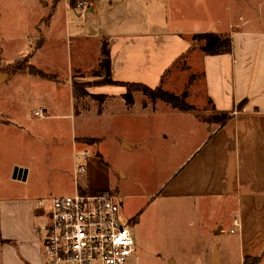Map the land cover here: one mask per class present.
<instances>
[{
  "label": "rangeland",
  "instance_id": "rangeland-1",
  "mask_svg": "<svg viewBox=\"0 0 264 264\" xmlns=\"http://www.w3.org/2000/svg\"><path fill=\"white\" fill-rule=\"evenodd\" d=\"M44 1L49 5L43 0H0V71L10 74L8 82L0 86V98L10 111L0 118V202L22 196L32 200L37 209L39 199L73 195L76 186L89 193L109 192L119 197L122 222L129 225L137 241L136 257L127 264H169L170 259L178 264H192L188 260L205 264L202 261L206 252L230 237V210L226 215L227 209L219 206L181 201L164 189L175 177L184 157L183 143H187L185 146L194 143L192 138L176 142L173 127L186 119L192 122L196 117L197 143L206 136L209 124L213 128L223 124L222 115L195 111L185 119L176 116L174 106L164 103L158 92L152 94L136 88V84L151 82L146 86L152 90L172 95L180 91L158 79H139L136 74L142 67L140 59L134 69L122 73L127 78L124 82L135 85H103L106 73L103 66L98 72L97 67L103 62L101 47L106 39L102 41L103 29L93 34L94 27L81 22L79 17L83 18L85 8L80 9L79 2L86 0L73 7L79 15L75 25L69 24L70 19L67 23L63 2L55 7L53 0ZM221 1L227 13L236 15L237 21L239 13L251 18L264 9V0ZM175 24L172 22L174 29ZM215 24V21L206 24L207 32H216ZM226 35L230 38V34ZM204 36L196 38L198 46L205 45ZM31 67L43 77L32 74ZM172 71L173 68L166 74ZM112 97L149 99L132 104L118 101L116 108H112ZM178 98L192 108L189 112L195 110ZM44 101L52 110L47 113L51 119L41 122L33 111ZM126 112L130 115L126 116ZM95 115L97 123L92 124L88 120ZM78 117L87 121L86 129L90 126L95 132L86 134L82 130L76 137L88 155L84 159H92L89 166L87 161L83 162L82 151L77 152L74 161L71 137ZM106 118L108 126L100 132L98 124ZM125 138L129 148L123 143ZM98 152L103 161L97 157ZM81 164L87 170L76 175L75 165ZM17 166L28 171L26 178L14 177ZM38 216L35 224L43 237L40 228L46 217ZM221 219L225 231L217 234Z\"/></svg>",
  "mask_w": 264,
  "mask_h": 264
},
{
  "label": "crops",
  "instance_id": "crops-1",
  "mask_svg": "<svg viewBox=\"0 0 264 264\" xmlns=\"http://www.w3.org/2000/svg\"><path fill=\"white\" fill-rule=\"evenodd\" d=\"M53 1L55 7L58 2L64 3L67 23L68 19L69 24L78 23L77 9L69 7L70 0ZM86 2L84 16L79 18L94 27L93 34L103 29L102 41L106 39L103 44L107 43L110 52V78L119 83L116 85H135L124 82L127 78L122 73L134 69L135 62L140 59L142 67L136 74L139 79H158L160 83L177 86L180 91L175 92V96L195 109L189 112L174 106L176 116L185 119L195 111L229 116L227 122L216 128L208 123L206 136L197 143L196 117V121L186 119L185 123L173 127L176 142L192 138L194 143L191 146L183 143L184 157L175 171V177L164 190L175 199L189 200L194 205L208 203L212 207L227 209L224 210L226 215L230 210V237L206 252L203 263L231 264L238 261L244 264V260L251 257L260 258L261 264L264 257V9L251 18L246 13H239L237 21L236 15L227 13L221 0H215V3L214 0ZM43 3L49 5L44 0ZM216 14L219 16L215 17ZM213 21L217 31L207 32L209 28L206 24ZM172 22L177 25L175 29ZM208 33L230 34V52L207 55L203 50L205 45L198 46L196 38ZM101 48L103 56V46ZM135 53L134 57H130ZM103 62L97 67V72ZM171 68L173 71L166 74ZM149 83L136 85L146 86ZM148 99L112 97V108H116L118 101L132 104L134 101L147 102ZM4 102L0 98V118L6 115L5 112H10L4 108ZM40 104L33 114L36 111H42V114L34 116L41 122L51 119L47 116L52 111L50 105L45 101ZM129 115L126 112V116ZM84 118L78 117L72 126L74 161L77 152L84 151V145L78 143L76 137L82 130L86 134L95 133L94 128H85L87 121ZM92 118L88 121L96 124V115ZM107 119L99 122L100 132L108 126ZM123 143L129 148L126 138ZM82 154L83 162L91 165L92 159L85 160L84 152ZM98 154L100 156L97 157L103 161ZM32 203V200L22 196L1 200L0 264H45L42 237L35 224L39 214ZM223 219L218 223L221 227L217 234L225 231ZM236 221L238 226H235ZM188 262L196 264V261ZM169 264H178V261L170 259Z\"/></svg>",
  "mask_w": 264,
  "mask_h": 264
},
{
  "label": "built area",
  "instance_id": "built-area-1",
  "mask_svg": "<svg viewBox=\"0 0 264 264\" xmlns=\"http://www.w3.org/2000/svg\"><path fill=\"white\" fill-rule=\"evenodd\" d=\"M86 6V1L79 2L80 9ZM86 170L85 165H75L76 175ZM119 201L109 192L89 193L77 186L73 195L39 199L37 213L46 217L40 228L44 263L127 264L136 254V240L122 222Z\"/></svg>",
  "mask_w": 264,
  "mask_h": 264
},
{
  "label": "trees",
  "instance_id": "trees-1",
  "mask_svg": "<svg viewBox=\"0 0 264 264\" xmlns=\"http://www.w3.org/2000/svg\"><path fill=\"white\" fill-rule=\"evenodd\" d=\"M81 0H70V5L72 7H75L77 3ZM205 37V46L203 48L204 52L209 55V56H216V55H222V54H227L230 52L231 49V39L229 38L228 35H215V34H207L204 36ZM103 55L106 57V60L103 62V69L105 70L106 77L103 81V85H108V84H119L117 82H114L111 80L110 75V52L108 49L107 43L103 44ZM17 68H19V64L16 65ZM20 69V68H19ZM30 71H32V74L42 76L43 74L38 72L35 68H30ZM137 89H145L152 94H160L159 96L164 98L165 101L169 102L173 106L177 107L178 109L182 111H190L192 108H188L177 96L172 95L170 93H165L160 89L157 90H152L144 85H135ZM204 119V118H203ZM217 118H214L215 120ZM229 119L228 115H222V118L220 119L223 124L227 122ZM205 120V119H204ZM209 121V120H208ZM260 263V258H251L247 257L244 260V264H259Z\"/></svg>",
  "mask_w": 264,
  "mask_h": 264
},
{
  "label": "water",
  "instance_id": "water-1",
  "mask_svg": "<svg viewBox=\"0 0 264 264\" xmlns=\"http://www.w3.org/2000/svg\"><path fill=\"white\" fill-rule=\"evenodd\" d=\"M9 78H10L9 73H5V72L0 71V85L5 83L7 80H9ZM13 174H14L15 178H19V179L27 177V171H24L21 168H15Z\"/></svg>",
  "mask_w": 264,
  "mask_h": 264
}]
</instances>
